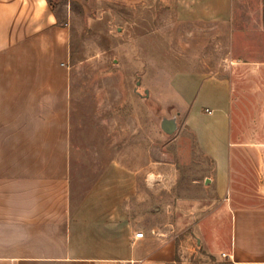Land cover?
<instances>
[{
  "label": "crops",
  "instance_id": "0c3cea01",
  "mask_svg": "<svg viewBox=\"0 0 264 264\" xmlns=\"http://www.w3.org/2000/svg\"><path fill=\"white\" fill-rule=\"evenodd\" d=\"M73 1L83 2L64 0L63 9L60 0H0V264H264V203H243L231 187L232 153L244 143L232 128L227 78L194 71L172 81L188 105L186 124L214 162L209 179L221 205L198 226L206 257L152 223L157 215L143 200L151 169L107 164L76 194ZM234 1L174 0L175 13L189 22H226Z\"/></svg>",
  "mask_w": 264,
  "mask_h": 264
},
{
  "label": "rangeland",
  "instance_id": "374dc122",
  "mask_svg": "<svg viewBox=\"0 0 264 264\" xmlns=\"http://www.w3.org/2000/svg\"><path fill=\"white\" fill-rule=\"evenodd\" d=\"M175 11L174 0L72 2V182L82 194L107 164L151 169L143 200L152 223L206 257L198 226L221 205L207 180L214 162L172 81L194 71L229 80L232 128L244 143L232 153L231 187L243 203L263 204L264 0H235L226 22H189Z\"/></svg>",
  "mask_w": 264,
  "mask_h": 264
},
{
  "label": "built area",
  "instance_id": "2783aa9c",
  "mask_svg": "<svg viewBox=\"0 0 264 264\" xmlns=\"http://www.w3.org/2000/svg\"><path fill=\"white\" fill-rule=\"evenodd\" d=\"M144 236V232L143 231H139L136 233V237H143Z\"/></svg>",
  "mask_w": 264,
  "mask_h": 264
},
{
  "label": "water",
  "instance_id": "95a60500",
  "mask_svg": "<svg viewBox=\"0 0 264 264\" xmlns=\"http://www.w3.org/2000/svg\"><path fill=\"white\" fill-rule=\"evenodd\" d=\"M207 180H210V179H207Z\"/></svg>",
  "mask_w": 264,
  "mask_h": 264
},
{
  "label": "trees",
  "instance_id": "16d2710c",
  "mask_svg": "<svg viewBox=\"0 0 264 264\" xmlns=\"http://www.w3.org/2000/svg\"><path fill=\"white\" fill-rule=\"evenodd\" d=\"M50 2H51V0H50Z\"/></svg>",
  "mask_w": 264,
  "mask_h": 264
}]
</instances>
